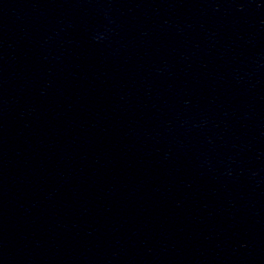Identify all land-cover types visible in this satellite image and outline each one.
Returning <instances> with one entry per match:
<instances>
[{
  "label": "water",
  "instance_id": "obj_1",
  "mask_svg": "<svg viewBox=\"0 0 264 264\" xmlns=\"http://www.w3.org/2000/svg\"><path fill=\"white\" fill-rule=\"evenodd\" d=\"M0 264H264V0H0Z\"/></svg>",
  "mask_w": 264,
  "mask_h": 264
}]
</instances>
